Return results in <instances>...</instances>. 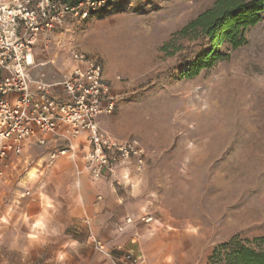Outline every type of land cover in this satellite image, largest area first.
I'll return each instance as SVG.
<instances>
[{
    "label": "rangeland",
    "instance_id": "rangeland-1",
    "mask_svg": "<svg viewBox=\"0 0 264 264\" xmlns=\"http://www.w3.org/2000/svg\"><path fill=\"white\" fill-rule=\"evenodd\" d=\"M215 1L101 0L59 29L102 63L116 98L102 128L145 148L140 169L127 159L114 170L115 201L143 215L125 220L153 223L183 264H225L211 256L233 240L264 246V11L244 44H223L224 58L188 76L210 41L200 28L181 30ZM65 156L35 149L0 174V264H113L91 236L120 252L118 264H146L96 235L86 214L102 202L101 188Z\"/></svg>",
    "mask_w": 264,
    "mask_h": 264
},
{
    "label": "built area",
    "instance_id": "built-area-1",
    "mask_svg": "<svg viewBox=\"0 0 264 264\" xmlns=\"http://www.w3.org/2000/svg\"><path fill=\"white\" fill-rule=\"evenodd\" d=\"M99 1L0 0V174L8 156L20 155L26 141L44 145L52 136L66 144L50 152V159L68 155L77 164L81 158L94 179L114 173L121 160L133 159L137 169L142 167L145 148L137 138L118 139L99 125V117L114 110L116 98L97 57L72 48L76 64L62 80L45 82L30 74L39 38L48 43L66 17L86 18ZM83 134L85 143L77 145ZM91 240L112 259L100 240Z\"/></svg>",
    "mask_w": 264,
    "mask_h": 264
},
{
    "label": "crops",
    "instance_id": "crops-1",
    "mask_svg": "<svg viewBox=\"0 0 264 264\" xmlns=\"http://www.w3.org/2000/svg\"><path fill=\"white\" fill-rule=\"evenodd\" d=\"M59 29L60 26L48 36L50 40L48 43H46L44 39L39 38L33 52L34 65L30 71L32 78L41 79L45 82L60 81L76 64L70 54L71 49L74 47L72 44L67 42L68 37H66L67 41L65 40L66 34ZM64 49H66L68 61L63 57V53L65 52ZM61 65L64 66L65 72H63L62 77H56L57 74H61V70H59V66ZM52 70L54 72H52ZM102 124H104L103 115L99 117V125L101 128L103 126ZM75 142L77 145H83L85 143V134L78 137ZM65 144L66 143L62 138L55 136L50 137L44 145H39L34 139H31L24 143L20 155L24 153L29 155L31 151L40 149L44 150L47 153V156H49L50 152L63 148ZM20 155L10 154L6 160L8 165L2 168V172L6 175H10L12 173V168L15 165H18V158ZM65 157L73 164L77 170V174H79L78 163L81 167H83V162L81 160L79 162L78 160L77 164H75L68 155ZM117 164L115 168L122 165L121 163L119 165ZM113 174L114 173L104 175L103 177L96 179L98 181L97 187L101 188L100 192L103 196V200L101 203L97 204L98 206L91 208V211L88 210L86 214V218H91L92 220V227L94 228L96 235L99 236L100 239L107 241L106 246L108 245V247L112 248V250L114 247H119V245H125V247L127 246V248L129 247L133 249L136 257L140 256L141 259L145 258L146 264L185 263V260H182L181 258H178L177 261L174 259L172 260L170 255V252L172 254V251H170L171 247L162 241V238L158 234H155L152 229V226H155L153 223L138 226L139 223L137 220H135L132 224H130L131 221L128 222L127 219L125 220L126 215L130 214L136 218L139 215L141 216L142 213L139 212V208H136V211L134 212H127L126 210H123L120 205H118V203H120V199L117 200L118 202L115 201L118 195L113 185V182L116 179ZM113 203L117 206V209L112 205ZM115 221L118 223L121 222L125 225L123 232H120L119 229H115ZM100 224L103 228L100 229L102 231H99L97 228ZM129 241L133 244H130ZM110 250L108 251L110 252ZM113 251L115 255H111L112 259H109L113 264H118L120 259L117 258L120 256V252L118 250Z\"/></svg>",
    "mask_w": 264,
    "mask_h": 264
},
{
    "label": "trees",
    "instance_id": "trees-1",
    "mask_svg": "<svg viewBox=\"0 0 264 264\" xmlns=\"http://www.w3.org/2000/svg\"><path fill=\"white\" fill-rule=\"evenodd\" d=\"M263 11L264 0H216L210 8L190 21L181 33L200 28L202 34L209 38L210 48L192 63L187 75L194 76L200 69L224 58L219 51L223 44H229L232 49L244 44V30L257 24ZM260 240L264 241V238ZM217 256L225 264H264V246H250L233 240L215 248L211 258Z\"/></svg>",
    "mask_w": 264,
    "mask_h": 264
}]
</instances>
